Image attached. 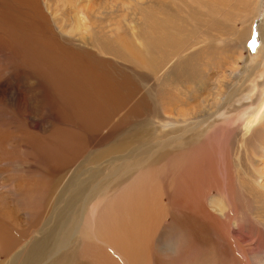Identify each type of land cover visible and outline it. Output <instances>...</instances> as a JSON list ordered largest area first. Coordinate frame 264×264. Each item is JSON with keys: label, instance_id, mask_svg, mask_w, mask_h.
<instances>
[{"label": "bare ground", "instance_id": "bare-ground-1", "mask_svg": "<svg viewBox=\"0 0 264 264\" xmlns=\"http://www.w3.org/2000/svg\"><path fill=\"white\" fill-rule=\"evenodd\" d=\"M97 1L98 0H9V4L16 7L19 13L17 16L14 14V16L21 22L22 29L21 31L19 30L20 35L17 37L18 42L16 43H18V46L10 44L8 40L3 41V45H7L5 48L0 44V48L5 50L4 52L10 58V66L12 64L14 70L10 79L5 77L1 78V73L7 70L5 66L7 63L3 64L5 68L0 66L4 69L1 70L0 68V106L3 105L4 107L5 102H7L6 99L11 97L16 101L17 105H15L14 108L16 111L21 108H26V106H29L27 104L28 99L34 101V98L32 99L30 97L29 92L35 83H46V85L51 88L61 87L63 85L64 87H69L70 84V86L74 87V90L65 89L64 87L65 90H59H62L63 93L66 92L70 93V95H74L72 98H74L77 103H82L79 113L87 107L89 102H91V104H89L93 109L92 114L88 117L84 115L83 117L81 114H78L75 118L76 126L73 127H75V129L89 128L95 134H98V137L104 133L103 130L105 129L106 132L104 136L107 140V144L100 147L98 143H90L88 147H86L85 144H83V139H81L79 135L74 137L73 130L68 128L69 132L63 128V126L53 128V130L48 132L50 135H46L47 137L43 140L39 138L40 134H37V132L26 130L21 126L12 125L11 129H5L7 124L5 125L6 119L4 121V118L6 115L9 116L10 112H8V114L5 113L7 109H0V255H10L8 264H82L80 261L81 256H79L80 253L88 255L91 259L101 257V259H99L102 261L101 264H108L109 260L105 251L104 254L100 255L92 251L88 254L84 248L83 239L85 233H93L96 229H99V226L101 227V231L104 232L102 233L99 230V235L101 238L105 237L104 239H107L106 244L111 248L128 253L129 255L127 258L131 259L132 264H147L143 254H141L143 252L141 249L143 248L145 238H133L131 225L130 227L128 226L129 228L124 226L123 229L119 227V223L124 221L125 216H122L123 214H120L118 209V206L123 208L127 207L130 210L133 208L136 209L134 213L126 215L127 222L131 224L133 223L136 226H140L142 218L145 219L144 223L148 222L152 210L150 213L146 211V213H142L139 216L141 212H138L137 207L138 202H140V204H138L140 206L147 202V194L144 192L141 197H145L139 201L136 198L137 202L135 204L132 203L135 202V197H133V195L127 199H121L119 195L125 192L124 188H126L129 182H132L130 180L134 175L141 176L143 174L142 170H149L155 161L159 160V154L165 151L175 150L172 146H166L165 141H163V143L160 142L159 144H161V146L158 147H151L152 145L146 146L147 144H145V142L149 138L152 128L150 123L146 122L144 119L146 113L150 112L148 109L150 103L149 98H147L148 95L146 96L137 88L132 90L133 94L131 95L130 101L124 105V107L118 108L119 110L117 109L115 120L108 123L107 120L101 119L100 121L103 123L97 125L95 115L99 116L100 111L102 112L104 107L102 103H99L100 100H97V97H101L102 99V95L97 92L94 93L93 91L96 87L104 88V82L106 81L111 87L113 76L111 77L109 73H106L103 81L99 73V75H89L88 79L85 78L88 73L85 77L82 73H79L76 75L74 74V79H71V76H65V72L68 69L70 71L83 70L88 72L90 70L97 72L101 70L100 65L105 63V61L73 60L71 59L72 55L67 53V50H63L65 48L57 45V41L53 39L55 37L52 38L49 36L50 38H47L45 37L47 36L45 33L44 36L43 33H40L37 29L42 28L43 24H45L50 34L52 31H56L62 35L71 34L69 29L71 30L72 27H68V29L67 26L69 24L67 22L76 20L78 24V22L84 19L86 23L83 21L81 22L85 25L83 31L86 29L85 27L89 28L86 31L88 36L84 38L86 44H91L90 46L101 55L114 58L126 66L127 64L133 66L137 80L145 83L146 91L149 94H155V91H157L162 95L158 103L163 110V114H168L171 118L175 116L178 119L185 120L194 117H205L209 112L205 113L206 110L202 111L203 108L201 107L204 105V100H208L209 97L207 98V96L209 95L201 94L203 92L205 93L206 90L204 91L202 86L197 87L198 83L200 82L202 85L205 84L206 89H208L206 84L208 81L216 79V75H219L217 71L220 70V72H222V70H225L224 72L232 75L237 72L240 65L245 66L247 62V58L243 57L242 51H244L245 39H248L249 31L251 30L250 22H253L257 14V11L255 12L257 0H145L147 1L146 3H143L142 0H135L134 3L130 0H122L123 3L121 2L119 5V14L121 16L118 17L117 15L114 17L112 16V13L115 11L112 9L113 4L111 1L107 4V0H103L106 3L105 5L103 4V8L108 5V7L105 8V11L107 10L106 12H99L100 8L98 10L99 4ZM103 1L101 2L103 3ZM43 3L44 6H41ZM121 5L125 6V8ZM128 11L134 12L129 13ZM107 12L111 14H109L110 16H108L109 18L106 20L103 17L101 19H98L99 16L96 17V14L104 15L102 13L106 14ZM133 13L134 15H132ZM107 14L105 16H107ZM4 15H6V13ZM129 15L131 18L128 19ZM134 17H136L135 21L133 20ZM2 18L3 15L0 14V19L2 20ZM16 19L11 23H6L7 20L2 24L0 22V26L2 28H7L11 26V24H15L17 22ZM73 21L70 23H74ZM107 22V27H110L109 23L113 27L110 31H107V29L110 28L106 29ZM123 22H125L126 27L122 25ZM261 24V34L259 37L260 45L264 44V19L261 21ZM72 25L75 26L76 24ZM73 31L76 30L74 29ZM117 31H120L119 33L121 34ZM108 32L110 35H108ZM11 33H13V31ZM128 34L131 36H129L130 39H134V43H139V48L135 47L136 45L138 46L137 43L134 46L135 48L132 47L133 45L130 44L131 40L129 38L124 40V36ZM3 35L7 34H2L0 40ZM13 36L15 35L13 34ZM218 43L222 44V47H218ZM89 44H87V46ZM1 55L0 58H2ZM7 56L4 57L7 58ZM29 58H31V60ZM224 58L226 59L225 61ZM6 60L8 61V59H5V61ZM2 61L4 62V60ZM215 65H220L221 68L219 67V70L218 68L216 70ZM60 70H64L62 75L57 74V71ZM138 70H144V75L139 73ZM39 72H42L41 75H38ZM84 78L87 82H84ZM221 79H224L223 73L217 76L216 85L220 83ZM23 81H29V84H23ZM150 82L153 84L155 82V86L153 87V85H150ZM22 84L24 86L26 85L27 88L32 87L28 93V89H26V87L25 89L22 88ZM79 85L83 87L81 88ZM216 89H218V96L216 97H219L220 87H216ZM122 90L118 88V90L113 92V99H115V102L113 101L114 103H117L116 99L123 94H121ZM35 91L31 93L34 95ZM40 92L42 93V91ZM92 92L93 95H91ZM102 92L105 91L102 90ZM107 92L108 95L106 94V97L109 96V99H111V92L110 94L109 91ZM36 94H38V92ZM48 94H50V92ZM103 96L105 97V95ZM52 98L54 97L46 96V104L47 102L50 103L51 100H53ZM200 99L203 103H201L202 106L196 104L197 102L199 103ZM109 101L110 100H108V102ZM36 102L34 103L35 105H37ZM9 104L10 103H8V105ZM206 104L208 106V103L205 102V105ZM113 106L116 107V105ZM140 106L142 107L140 108ZM11 107H13V104ZM37 108L34 112L38 110ZM44 108L46 109V106ZM197 108L201 109L198 110ZM41 109L40 111H43V109ZM207 110L209 111V106ZM60 112L57 111V109L52 110L54 116L60 120L61 123L70 121L68 113L67 117H65L60 114ZM43 114L44 113L41 115L39 114L40 117ZM108 114H110V112ZM184 120L181 121L184 122ZM176 121L177 123L181 122H178V120ZM37 122L38 121H36V123ZM86 122L89 126H87V124L85 126ZM121 123H124V125H120ZM28 125L26 124L27 127ZM200 126H202V124ZM43 131H47V129ZM101 132L103 133L101 134ZM113 134L114 137L115 135L118 136L116 139L114 138V140H112L113 137L110 139ZM101 140L102 139H100V141ZM180 142H182V140ZM68 143L76 144L78 147L75 149L65 148L63 145ZM86 151H89L88 156L91 161L88 160L80 163V158ZM52 185L56 186L58 194L53 198L50 197L51 208L49 211L47 210V212H45L44 220L41 221V216L44 211H40L39 202L45 197V194L48 193H45L44 189ZM121 188L123 191L118 193ZM137 197L139 198V195ZM262 198L264 199V197ZM214 201L210 202V206L216 212L223 215L222 206L220 204L218 205L216 203L217 201ZM214 203L217 205L215 206ZM144 206L146 207V205ZM150 207L148 206V208ZM139 208H143V206ZM151 208H156V206ZM22 211L32 217V222L34 223L30 227L18 228L16 230L21 239L15 237L11 238L10 232L7 233V224L10 221L13 222V219L16 218L14 216ZM262 223L264 224V222ZM203 226L205 227V225H199L200 231L201 229L203 231L205 230ZM235 226L238 227L239 230V226ZM241 227L240 229L242 230ZM146 229L149 230V228ZM97 232L98 231H96V233ZM240 232L235 234L243 239L245 236L248 237L253 231L248 228L244 237ZM187 235L188 228L184 227L179 242L175 243L178 244V248L177 245H175L176 249L180 250L187 246V243H189V241L187 242ZM195 239L193 243H198L199 246L203 248L206 247L207 242L205 238L200 236V232ZM89 240L90 239H88V241ZM149 241H151V239ZM259 241L260 242L257 241L259 247H264V237L259 239ZM162 245L164 248H166V246L171 247V239H166V242ZM174 252L175 251H171L172 254ZM182 257L183 254L174 264H186L185 259ZM193 258H191V261H195ZM188 260L190 261V259ZM252 260L254 262L253 264H264V254H258V256L253 257Z\"/></svg>", "mask_w": 264, "mask_h": 264}, {"label": "rangeland", "instance_id": "rangeland-1", "mask_svg": "<svg viewBox=\"0 0 264 264\" xmlns=\"http://www.w3.org/2000/svg\"><path fill=\"white\" fill-rule=\"evenodd\" d=\"M98 1L97 3L100 5V6L98 5V10L100 8L99 12H106L107 10L105 11V8L108 7V5H106L105 8H103V4L104 5L106 3L108 4L109 1H111L113 4L112 9L115 11L114 13H112V16L113 17L115 15H117V17L121 16L119 14L120 13L119 5L121 2L123 3L122 0H107L106 3L104 2L105 0L104 1L101 0L103 1V3L100 0ZM130 1H132V3L135 2V0H130ZM142 2L146 3L147 1L142 0ZM41 6H44V3L41 4ZM123 8H125V6H123ZM256 11L257 14L255 19L253 20V22H250L251 30L249 31L250 33L248 39L247 38L245 39L246 41L244 42L245 43L243 49L244 51H242L243 57L247 58V62L245 63V66L240 65L237 69V72L231 75L229 73L227 74V72H224L225 70H222V72H220L219 67L221 68V66L215 65L216 70L217 68L219 70L217 71L218 74L219 75L221 73L224 74V79H221L220 83L216 85L217 76H219L216 75L215 77L216 79H214L215 81L213 80L214 82L208 81L212 85L207 82L206 86L208 87V89H206L205 84L202 85L200 82L197 85V87L202 86V89L204 91L206 90L205 93L203 92L201 94L209 95L207 96V98L208 97L209 98L208 100L203 99L204 100L203 106L201 105L202 103L201 99L199 103L197 102L196 104L198 106H202L201 107L203 108L202 111L206 110L205 113L207 112L209 113L206 114L205 117L204 116L197 118L194 117L185 120L180 118L178 119L175 116H172L171 118V116H169L168 114H163V110L158 103V100L160 99V97H162V95L155 90H154L155 94L152 93L149 94L146 91V86L144 85L145 83L137 80L133 66L131 65L129 66V64H127L126 66L125 64L118 62L114 58H110L109 56L99 54V52L95 50L92 46H90L91 44L89 43H87L89 44L87 46L84 38L88 36L86 31L89 28L85 27L86 29H84L83 31L85 25L84 23L82 24L81 22L82 21L85 22L84 19L78 22L79 25L77 24L76 20L75 21L71 20L67 22L70 26L67 23H65L66 25H68L67 28L68 27L73 28V29L71 28V30L68 28L71 34L68 33L66 35H62L56 31H52L51 32L52 35H51L50 31L46 28L45 24H43L42 28L38 27L39 29H37L40 33H43V35L45 33V35L47 36L45 35L44 36L47 38L55 37L53 39L54 41H57V45L58 46L60 45V47L62 46L63 48H65L63 50L64 51L67 50V53H70L72 55L71 59L73 60L82 59L85 61L87 60L88 61L98 60L97 62H102V60L103 62L105 61V63H102L100 65L101 70L97 72L90 70L88 72L83 70H80L82 72H80L79 70L70 71L69 69L65 72V76L68 77L71 76L70 77L71 79H74V76L79 73H82L84 77L88 73V75H86L85 77L86 79H88L89 75L94 76L95 74L99 73L103 81L105 79L104 77L106 73H109L111 77L112 76L114 77V79L112 77L111 80V82H113L111 87L108 85V82L106 81L104 82V86H103L104 88L96 87L95 90L93 91L94 93L97 92L102 95V99L101 97H97V100L99 99L101 101V102L99 101V103L100 104L102 103V106L104 107L102 112L100 111L99 116L95 115L97 120L96 122L97 125L103 123L102 121H100L101 119L107 120L108 123H111L112 120H115L116 119L115 115L119 110L118 108L124 107V105H126L130 101L131 95L133 94L132 90L134 88H137L138 90L140 89V91H142L146 96L148 95L147 98H149V103H150L148 107L150 112L146 113V117L144 119L146 120V122L150 123V126L152 128L151 134L147 139V141L145 142V144H147L146 146L152 145L151 147L154 146L158 147L161 146V144H159L160 142L163 143V141H165L166 146H172V148L175 149V150L167 151L168 153L165 151L159 154L160 155L159 160L155 161V163L151 166L149 170H145V171L142 170L143 172L142 171L141 172L143 174L140 172L142 174V175L140 174L141 176L134 175L131 178L130 181L132 182L131 183L129 182L128 183L129 185L128 184L126 185V188H124L125 192H122L123 191L122 188L119 189L118 191V193L122 192L119 195L121 199H127L128 197H132L133 195V197H135V202H132L133 204L137 202L136 198L139 201L140 199L145 197V196L141 197V195L144 192L147 194L148 200L144 204L146 205V207L143 204H141L143 208H139L141 207L140 205H138L140 204V202H138L137 204L138 212H141L139 216L142 213H146V211L147 213H150L152 210V212L150 213L148 222L144 223L145 219L142 218L143 222L141 221L140 226H136L133 223L131 224L130 222H127L128 220L126 219V215L130 213H134V211H136L135 208L132 207L133 208V209L131 208L133 210L132 211L127 207L123 208L118 206L120 214H123L122 216H125L124 221H121L122 223L121 222L119 223V227L123 229L124 226L129 228L131 225L133 238L136 239L145 238V241L143 243L144 244L143 248L141 249L143 250V252L141 254H143L144 260L147 262V264H174L178 261V259L182 254H183L182 258L185 259L186 264H190V263L197 264V262L198 264H253L254 263L252 260L253 257L258 256V254L259 255L264 254V247L262 248L259 247V244L257 243V241L260 242L259 239H262L264 237V224L262 223L264 222V199L262 198L264 197L262 196L264 195V184H263L264 183V107H263L264 106V44L260 45V38H259L261 34L260 30L262 27L261 21L264 19V0H257L255 12ZM128 12L132 13L134 11H128ZM5 13L6 15H4ZM107 13H106L107 16H105L106 15L105 13H102L104 15L96 14V17L99 16L98 19H101L103 17L106 20L109 18L108 17L110 16L109 14H111L109 12ZM0 14L3 15L2 20L0 19V22L2 24L3 22H6L5 20H7L6 23H11L13 20L16 19L15 16H17L19 13L16 10V7L9 4V0H0ZM14 14L16 15L14 16ZM132 15H134V13ZM129 18H131L130 15L128 19ZM16 20L17 22L15 24H11V26L7 28H2L0 26L1 28L0 30L1 31L3 30L2 32L0 31V37L2 36V34H7V35H3V37L0 40V44L3 45V41L8 40L10 44L14 46H18V43L16 42H18L17 37L20 35L19 32L22 29V24L18 19ZM133 20L135 21L136 17H134ZM72 21L74 23H70ZM72 24H76V25L74 26ZM122 25L126 27L125 22H123ZM76 26L77 27L79 26L78 27L79 30ZM107 26H108V22L106 24V29L107 28L110 29H107V31H110L111 28L113 29L110 23H109L110 27ZM74 29L76 31H73ZM12 31L13 33H11ZM117 32L119 33L120 31ZM13 34L15 36H13ZM108 35H110L109 32ZM129 36L130 34L124 36V40L127 38L130 39L131 36L130 37ZM130 40L129 42L131 45H133L132 47H134L135 44L137 43L138 46L136 45L135 47L139 48L138 42L135 41L136 43H134V39H130ZM221 45L222 44L218 43L217 46L220 47ZM6 46L7 45H3V48H5ZM1 49L2 48H0V55L2 54L1 56L3 59L0 58L1 59L0 66L4 67L3 64L7 63L5 66L6 69L9 70L7 71L0 67L1 70H4L3 73H1L2 76L1 78L5 77L10 79V76H12L14 73L13 66L12 64L10 66V58L4 52L5 50L3 49L1 50ZM3 55L7 56V58L4 57ZM5 59H8V61L7 60L5 61ZM29 59L31 60V58ZM2 60H4V62ZM225 60L226 59L224 58V61ZM63 71L64 70L57 71V74L62 75ZM138 71L143 75L145 73L144 70H138ZM6 73L8 76L6 75ZM41 73L42 72H39L38 75H41ZM85 78H84V82H87ZM26 83L29 84V81H23V84ZM105 83L107 86L105 85ZM23 84H22V88L25 89L27 84L25 86ZM149 84L153 85L154 87L156 83L154 82L153 84L152 82H150ZM79 86H81V88L83 87L82 85ZM63 87L64 85L61 87L51 88L50 86H47L46 83H42V82L35 83L33 85V88L30 87L34 89V90L31 89L33 92L36 90L34 95L33 93H31L32 91L30 90V88L26 87V89H28L27 93L30 90L29 95L32 99L34 98L35 102L38 96H39L38 99L40 100L37 99L36 102L37 105H35L34 104L35 102L33 100L28 99L27 104L29 106L31 104V106L30 107L26 106V108L24 109L21 108L18 111L14 109L15 105H17L16 101L11 97L6 99L7 102H5L4 107L3 105L0 106V109L4 108L2 110L7 109L5 110V113L10 112V114L8 113L9 116L6 115L8 118L6 116L4 118V121L6 119L5 125L7 124V126H5V129H11L12 125L21 126L26 130L37 132V134H40L39 138L43 140L50 135V133L48 132L53 130V128H59L60 126H63V128H65L67 131H69L68 128H71V130H73L74 132V137H77L79 135V137L83 139V144H85L86 147H88L90 143H98L100 147H102L104 144H107L106 143L107 140L105 139L104 136L106 132L105 129L103 130L104 133L101 132V134L102 133L103 134L102 135L100 134L101 136L98 137V134H95L89 128L75 129V127H73L76 126L75 118L78 114L88 117L92 114L93 109L90 106L91 102H89L90 104L89 103L87 104V107L83 109L84 111L82 110V112L79 113V109H81L82 103H77V101L74 98H72V96L74 95H70V93H66V92L63 93L62 90L61 91L59 90L64 88L69 90L71 89L74 90V87L70 86V84L69 87H64V88ZM216 87L217 88L220 87L221 97L220 96L216 97L218 96L217 95L218 89H216ZM118 88L119 90L123 89L121 91V94L122 93L123 94L118 99H116L117 103H114L115 99H113V95H114L113 92L118 90ZM101 89L104 90L106 93L102 92ZM40 91H42V93ZM107 91H109V94L111 92V99H109V96L106 97V94L108 95ZM37 92L38 94H36ZM39 92L41 93V95ZM49 92L50 94H48ZM93 92L91 93V95H93ZM103 95H105V97ZM46 96H51L54 98H52L53 100H51L50 103L47 102L46 104V99H45ZM108 100L110 101L108 102ZM205 102L208 103L209 111L207 110L208 106L207 104L205 105ZM8 103L10 104L8 105ZM12 104L13 107H11ZM43 104L46 106V109L44 108L45 106ZM113 105H116V107H114ZM39 107H41L43 111H40L41 108ZM141 107L142 106H140V108ZM36 108L38 109L36 112L39 111L38 113L34 112ZM47 108L49 111L47 110ZM201 108H197V109L200 110ZM22 109L24 110V112ZM53 109H57V111L59 112L61 111L60 114L64 115L65 117H67V113H68V115L70 116L69 118L70 121H68L67 123H63V122L61 123V121L58 120L52 113ZM109 112L110 114H108ZM42 113H44L43 115L45 117L43 115L40 117ZM105 113H107L108 115ZM156 114L159 115L157 116ZM38 117H40L41 119ZM175 119L178 120V122L181 120H184V122L181 121L180 123H177ZM36 121L38 122L36 123ZM26 124L27 125L29 124L28 125L29 128L26 126ZM86 124L87 122L85 123V126ZM201 124L202 126H200ZM120 125H124V123H121ZM87 126L89 125L87 124ZM43 128L45 130L47 129V131H43L44 130ZM117 137H118L117 135H115L114 137L113 134L111 135L110 139L112 138V140H114V138L116 139ZM100 139L102 140L100 141ZM181 140L182 142H180ZM155 142L157 145L155 144ZM63 146L65 148H70V149H75L76 147H78V145L76 144H69V143L64 144ZM88 155H89V151H86L83 154V156L80 158L79 162L81 163L88 160L91 161ZM135 184L138 186H136ZM166 184L169 185L167 186ZM44 192L45 193L48 192V193L45 194V197L41 199L39 202L40 211L41 212L44 211L43 215L41 216V221L44 220L43 218L45 212H47V210L49 211L51 208L50 197L53 198L56 194H58L56 186L53 185L48 187L47 189H44ZM138 195L139 198L137 197ZM214 200L217 201L216 203L218 205L220 204L222 206L223 215L221 213L216 212L210 206L211 205L210 202ZM219 200L221 203L219 202ZM216 203H214L215 206L217 205ZM148 206L149 207L156 206L157 210L156 208H151V207L148 208ZM28 216L29 215L25 214L24 211H22L14 216L16 218L13 219V222L12 221L8 222L7 233L10 232L9 234H11V238L15 237L17 239H21L17 234L16 230L18 228L30 227L34 223L32 222V217L30 216L28 217ZM23 222L25 225L23 224ZM199 225L201 226L205 225V227L203 226L205 230L203 231L201 229L200 231ZM235 225L239 226V230L238 227H236ZM184 227L188 228L187 242L189 241V243H187V246L185 245L186 247L179 250L176 249L175 245H177L178 248V244L175 243L179 242V238L180 235H182V231ZM240 227L242 228L243 232L240 229ZM98 228L99 229H96L95 232H93L94 234L91 232L90 233L86 232L84 235V239L82 238L86 252L89 254L92 251L93 253L100 255V254H104L105 251L107 253V257L109 260L108 264H132L131 259L127 258L129 255L128 253H125L119 249L115 250L111 248L108 244H106L107 239H104L105 237L101 238V236L99 235V230L101 231V227L99 226ZM146 228H149L150 231L147 230ZM248 228L251 229L253 232H251V234H249L248 237L247 236L244 237V235H246V230ZM96 231L98 232L96 233ZM199 232H200V236L202 238H205L207 242L206 244L207 248L200 247L198 243H193L196 240L195 237L198 235ZM238 232H240V234H243L244 237L243 239L239 238L235 234ZM87 238L90 240L88 241ZM169 238L171 239L172 246L167 247L165 245L166 248H164L162 244L166 242V239ZM150 239L151 241H149ZM171 251H175V252L172 254ZM81 254L82 253H80L79 256H81L80 261L82 264H95V263L98 264V262L99 264L102 263V261L99 260L101 259V257L97 259H91L88 255L86 254L81 255ZM191 258H193V260L195 261H191L192 260ZM9 259H10V255L9 256H6L4 254L0 255V264H8ZM188 259H190V261ZM133 264H138V263H133Z\"/></svg>", "mask_w": 264, "mask_h": 264}]
</instances>
